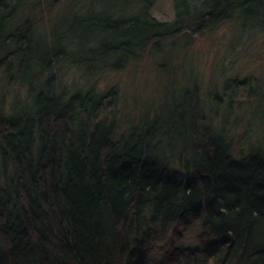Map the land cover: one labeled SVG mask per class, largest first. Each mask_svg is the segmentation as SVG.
Masks as SVG:
<instances>
[{"label": "trees", "instance_id": "1", "mask_svg": "<svg viewBox=\"0 0 264 264\" xmlns=\"http://www.w3.org/2000/svg\"><path fill=\"white\" fill-rule=\"evenodd\" d=\"M157 1L68 0L77 11L48 41L29 18L14 23L40 0H0V83L15 74L29 98L0 111V264H147L150 253L155 264L186 253L264 264L263 99L240 137L207 122L197 86L118 136L115 121L99 119L115 90L67 94L57 84L63 62L119 71L148 48L226 24L238 40L264 32V0H173L170 22L152 15ZM247 84L227 82L230 104ZM244 137L247 154L235 147ZM196 226L192 252L184 240Z\"/></svg>", "mask_w": 264, "mask_h": 264}, {"label": "rangeland", "instance_id": "2", "mask_svg": "<svg viewBox=\"0 0 264 264\" xmlns=\"http://www.w3.org/2000/svg\"><path fill=\"white\" fill-rule=\"evenodd\" d=\"M140 8L139 5L128 6L126 13L135 14ZM73 11H77V6L68 0H40L35 9L20 14L14 23L29 18L35 37L51 41L53 30H60L59 24H64ZM175 12L173 0H158L151 11L162 22L173 21ZM237 33L240 31L231 23L214 32L177 38L175 44L168 41L161 52L148 48L134 60L127 61L119 71L108 68L88 74L73 63L63 62L55 69L57 84L60 83L59 88L70 91L67 94L89 89L107 94L115 90L117 100L108 103L99 119L107 124L115 121L118 136L129 132L135 127L134 123L140 125L144 119L152 117L154 112L167 104L173 91L179 93L182 89H194L197 86L207 122L217 128H227L233 137H240L249 119L255 118L252 116L254 107H258L260 100L264 101V32L244 35L246 37L241 40L237 39ZM231 80L236 81V84L241 81L248 83L250 90L246 89L236 98L238 101L230 104L232 90L225 91L227 82ZM253 86L256 94L251 90ZM17 97L22 99L20 106L29 99L27 88L13 74L0 83V111L9 114ZM258 129L253 126L249 135L256 138ZM257 138L264 145V131ZM248 144L249 141L244 137L236 141L235 147L247 154ZM201 231L200 226H196L185 237V247L192 252L201 248L198 238ZM156 261L157 254L150 253L146 262L155 264ZM207 263L202 254L189 253L178 261V264Z\"/></svg>", "mask_w": 264, "mask_h": 264}]
</instances>
